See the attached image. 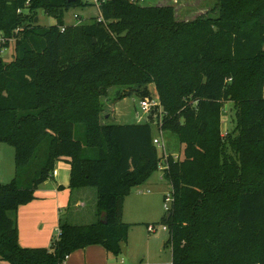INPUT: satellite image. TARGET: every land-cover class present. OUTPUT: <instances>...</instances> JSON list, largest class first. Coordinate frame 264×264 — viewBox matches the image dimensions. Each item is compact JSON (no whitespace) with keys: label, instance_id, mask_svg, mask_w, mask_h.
Here are the masks:
<instances>
[{"label":"trees","instance_id":"1","mask_svg":"<svg viewBox=\"0 0 264 264\" xmlns=\"http://www.w3.org/2000/svg\"><path fill=\"white\" fill-rule=\"evenodd\" d=\"M26 1L0 0L4 47H14L10 60L0 57V142L13 146L15 167L0 183V261L64 264L91 244L121 254L130 226L124 198L161 155L149 122L108 123L103 98L112 89L119 99L141 94L152 83L162 108L156 121L184 146L163 170L173 197L161 219L169 261L264 264V0H217L216 15L190 20L177 19L170 4L100 0L102 21L73 25L63 13L81 0ZM38 9L56 24L35 23ZM225 101L234 125L222 134ZM58 160L69 164V188L96 189L97 220L62 217L48 247H23L17 209Z\"/></svg>","mask_w":264,"mask_h":264},{"label":"rangeland","instance_id":"2","mask_svg":"<svg viewBox=\"0 0 264 264\" xmlns=\"http://www.w3.org/2000/svg\"><path fill=\"white\" fill-rule=\"evenodd\" d=\"M83 5H75L65 10L63 13V22L65 25H73L78 23H87L91 18L100 17L99 8L93 3L92 0H81ZM86 3V4H85ZM217 0H142L140 4L144 6L150 5H162L170 4L175 7L177 19L190 20L201 14H208L211 16L216 15V9L213 10ZM37 24L41 26H51L56 24V19L48 15L42 9L37 10ZM14 47L11 44L8 47L3 48L0 53V57L4 60H10L13 56ZM147 90L141 88V94L131 92L122 98L117 97L116 89L109 91V94L103 98L105 106L101 115H111L108 118V123L126 124L133 122H149L153 127L154 134H157L156 114L157 108L152 110L149 114L142 115V118L136 117V112L141 113L139 107L140 99L144 97H158L156 89L152 83L147 85ZM232 103L225 101L222 107V133L231 129L234 122L231 117ZM75 134L77 137L84 136V130L81 125H76ZM163 141L168 150L173 154L183 156V144H179L175 137H171L168 134H163ZM172 146V147H171ZM157 152L161 155V149L157 148ZM15 175L14 167V148L12 145L0 142V183L9 182ZM48 181L53 182V178L48 177ZM141 188L145 193L138 192L139 196H130L127 198V215L130 212L135 213L136 208L139 209V213H143L148 208L146 217L151 218V224L155 229L152 232H148L146 224H136L131 226L128 230L127 242L122 244L123 255L129 258L131 264H171L168 259L170 253V247L165 246V242L168 238L167 230L164 229V225L161 223V219L167 214V210L164 208L166 194H171V186L163 176V171L158 167L153 171L151 176L143 184L132 188ZM150 188L149 192L146 190ZM143 198L148 199L146 202ZM128 218V217H127ZM153 222V223H152ZM57 235V234H56ZM55 235V236H56ZM54 236V237H55ZM52 237V239L54 238ZM51 239V240H52ZM120 261L111 256L110 263ZM0 264H8L7 262L0 261Z\"/></svg>","mask_w":264,"mask_h":264},{"label":"crops","instance_id":"3","mask_svg":"<svg viewBox=\"0 0 264 264\" xmlns=\"http://www.w3.org/2000/svg\"><path fill=\"white\" fill-rule=\"evenodd\" d=\"M110 117V114L105 115V118L110 119ZM168 153L172 152L168 151ZM50 177L54 179L53 182L46 179L35 190V198L17 209L18 242L23 247H48L52 237L58 233L59 220L62 217L76 224L92 223L97 220L96 189L69 188L70 167L67 162L56 161ZM149 189L146 190L149 192ZM137 191L145 193L141 188L131 189L123 202L122 221L128 223L129 228L141 223L151 224L152 220L146 217L148 208L143 213H139V209L136 208L134 214L130 212L127 215V198L132 195L138 198ZM142 200L146 202L148 199ZM122 251L121 246V254L115 257L107 252L103 245L91 244L71 252L65 258L64 264H118L117 261L110 263L111 256L116 260L120 258V264H131Z\"/></svg>","mask_w":264,"mask_h":264},{"label":"built area","instance_id":"4","mask_svg":"<svg viewBox=\"0 0 264 264\" xmlns=\"http://www.w3.org/2000/svg\"><path fill=\"white\" fill-rule=\"evenodd\" d=\"M28 1H26V3L28 4ZM93 3L99 8L101 1L100 0H92ZM131 2H141L142 0H129ZM17 12H20V9H17ZM98 21H102L101 16L97 18ZM7 38H5L2 33L0 32V53L3 51V48L5 43L7 42ZM11 40V39H10ZM139 107H140V111L141 113L136 112V117L138 118H142V115L145 114H149L152 110H154L155 108H157L158 113H160L162 111L161 108V104L160 101L157 97H144L143 99H140L139 101ZM157 117V114H156ZM156 125H157V134L154 135L153 137V143L155 144V146L157 148L161 149V161L159 163V168L163 171L167 166H166V159L169 155V153L166 151V145L163 141V131L161 129V121L160 119L158 121H156ZM224 134V133H222ZM174 158H178V154H172ZM173 201V197H172V192L171 194H166L165 196V204H164V208L165 210H169L170 206L172 204ZM148 232H152L154 231L155 227L153 224H149L147 226ZM164 229L166 230V226L164 225Z\"/></svg>","mask_w":264,"mask_h":264},{"label":"water","instance_id":"5","mask_svg":"<svg viewBox=\"0 0 264 264\" xmlns=\"http://www.w3.org/2000/svg\"><path fill=\"white\" fill-rule=\"evenodd\" d=\"M38 20V17L36 16L35 19H34V22L36 23ZM169 216V214L167 215ZM102 222H105L104 220H101ZM168 259L170 260L171 259V253L168 254Z\"/></svg>","mask_w":264,"mask_h":264}]
</instances>
